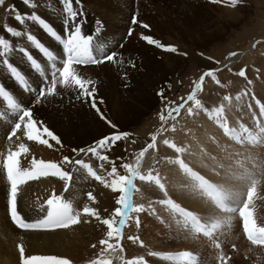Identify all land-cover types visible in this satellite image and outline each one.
Returning <instances> with one entry per match:
<instances>
[{
    "label": "bare ground",
    "instance_id": "6f19581e",
    "mask_svg": "<svg viewBox=\"0 0 264 264\" xmlns=\"http://www.w3.org/2000/svg\"><path fill=\"white\" fill-rule=\"evenodd\" d=\"M106 3L108 2L106 1ZM110 4L112 6L115 5L113 2ZM102 13L104 16H107V20L112 19L111 15L113 13L109 14L108 11ZM67 17L62 15L57 16V24L53 28L63 30L62 26L65 25L64 22L71 21V17ZM76 19L82 23L83 34L93 36L92 51L94 56L99 58L113 51L116 53L115 41L114 39H109L111 35L106 33L101 35V37L94 36L87 18L83 16L79 17L78 14ZM83 22L87 23V26ZM67 33L63 35L65 37L62 40L67 39ZM47 45H49V50L54 54V59L47 58L48 62L44 61L45 59L42 58V54L38 50L33 49L37 57L36 60L41 64L39 70H36L30 62H26L21 53L14 56L11 55L12 62L19 68L17 70L24 77L27 88L25 90L18 85L17 80L11 72L5 67H0L1 88L5 91L8 90V94L12 100L21 107L32 108L33 118L38 122L43 121L44 125L58 136L61 141L60 144H57L55 141L49 140L51 146L41 144L38 141H29L23 134V122L21 129L17 131L15 136L9 139L12 128L18 122L19 114L21 113L9 106L7 97L0 95V264H21L19 246L23 247L25 258L29 256H56L67 260L69 264H100L101 261H108L109 264H128L129 261L132 264H213L212 259L207 254L214 252L215 244L205 243L203 238H206V236L204 234L196 233L192 225L183 226L181 232L177 225H173L171 230L172 232H176V234L179 233V237H181L179 238L176 234L174 235L168 230H163V226H158V218L149 216L157 212L158 209L160 210L158 211L159 213H165L163 208H159V202L161 196L164 193L166 194V190L161 191L151 183L137 186V190H139L138 192L142 197V202H144L142 205L145 211L141 213H129L121 240L111 242L114 245L113 249H108L107 245L102 246L100 244L102 239L108 240L106 226L95 218L85 215L81 216L79 224L70 225L68 228L25 230L13 224L7 202L10 185L7 182L3 163L11 151L18 150V146L21 143L25 144L28 151L27 153H22L17 158L20 168L34 170L31 162L35 159L36 161L54 162L60 165L64 171L71 174V180L68 182L67 189L65 188L64 180L52 176L40 177L18 186L17 211L24 217L26 222H36L46 216V201L53 194L62 196L64 200L71 202L77 211L82 210L86 204L94 207L99 211L101 218H110L116 206V193L90 176L88 170L83 167V164L76 165L74 161L81 160L88 164L97 175L103 177L109 184L114 179V177L108 175L109 169L107 168L106 160L101 159V157L106 156L105 146L100 148L97 142L106 137L108 132L106 126V97L108 95L110 98L112 94L118 95L117 83L114 81L122 79L120 75L125 74V76L132 77L134 73L129 72L126 74L129 70L126 64L120 60L117 53L114 61H105L106 81L111 84L113 83V85L110 88L108 86L107 88L100 86L95 92V98L98 101L97 107L103 113L105 119H102L90 107V99L86 102L76 99L80 95L78 88H62L57 85L54 95L49 96L46 100H42V103L36 104L37 90L41 86H44L45 89L51 86L54 77L57 80L59 79V72L51 77L49 75L50 71L58 67L62 68L63 60L66 59V54L60 42L51 38V40L48 39ZM245 53V50L234 53L223 63L215 67L214 70L224 65L236 63ZM6 56L9 57V55ZM256 59L259 60L258 58ZM85 66L87 65H75V68L82 74L86 71ZM51 67H53L52 70ZM92 68L89 70L94 71ZM125 70L127 71L125 72ZM115 73L119 76L118 79H115ZM47 78L50 80L48 85H46L45 81ZM208 79L210 78L205 76L202 82L200 78L196 81V83H201V89L197 91L196 98L202 100V111L206 108L209 114L203 116L199 109H194L191 115H186L180 121V124L189 130L188 132H184V138L181 140L183 151L179 153L162 141L167 126L171 125L176 114L180 113L179 110L178 113L172 112L171 116H169V110L178 106L176 105L168 108L164 115L165 119L156 128V132L154 131L153 136L156 138L155 145L144 153V156L140 160L139 171L144 172L156 162L161 161L160 147L164 150V156L171 155L172 158H178L179 154L181 156L185 154L187 158L185 165L189 169L202 165L205 170L202 171V177H199L204 182L203 186L205 190L214 194L217 191H226L228 193L227 196H235L231 199L225 196L223 200V203L231 205V210H222L219 207L220 204H217L211 196L205 195L198 188L195 190L197 194L195 198L191 195L178 194L177 185L168 184L170 194L168 199L177 202L185 211L192 212L201 222L211 227L213 224L221 222L220 226L223 229L229 227V230L225 231L228 232V235H231V224H235L234 228L237 233L232 237L230 236L232 245L237 246V244H242L248 246V250H250V247L254 248L256 246L247 241L241 231L243 219L240 216L239 209L247 203L248 212L251 213L250 228L252 227V223L257 227L264 228V162L261 163L264 159V131H261V129L264 127L256 125L250 119V108L245 103V99L247 98L230 94V100L233 98L234 101L225 100V97L217 95L216 89L205 87L204 84ZM91 89L89 88V90ZM101 100L103 102L99 103ZM124 106L125 104H122L121 101L117 104L113 103L114 116L118 118L117 121H122V119H119L122 113L121 109ZM218 108L222 109L219 116L215 112V109ZM222 123L227 124L228 128L233 132L232 135L225 133L223 127H221ZM238 123L241 124L237 125ZM37 127L40 132L43 131V128L39 124ZM42 138L47 139L46 134ZM150 143H153V140ZM94 146L97 147V155H93L87 151V149ZM217 146H219L218 149L216 148ZM221 147L222 152L226 153L227 158L224 155L222 157L220 154L218 156L215 154L217 151L222 153L220 151ZM74 149L76 151H73ZM81 149L85 151H79ZM142 150L135 154L131 162L132 165L136 164V158ZM235 156L246 160L245 162L252 163L256 167V172L250 170L248 173L247 167H240L242 163ZM65 157H68L73 163H65ZM229 159L233 162V168L235 169L228 167L221 172L222 169H219V167H225L226 165H223L225 164L224 160ZM169 162L168 158L162 160L159 167L160 170L166 173L167 176H172L173 174L177 176L175 172L179 174L178 168ZM216 163L218 164L217 167ZM212 165L216 168H213ZM249 167L252 168V165ZM212 177H215L216 185L207 184ZM134 189H136V186ZM248 190H252L250 197H253L251 201H249L250 197L248 196L250 192ZM89 192L95 197V202L88 199L87 194ZM244 197L248 199L246 198V201L242 205L241 200ZM149 198L153 199L149 201ZM133 201L132 199V203ZM257 201L261 202L262 205L261 210L255 213L257 211L255 210ZM166 210L173 212L168 205L166 206ZM234 213L239 214L236 215ZM135 214L136 216H134ZM118 218L116 217L117 220ZM137 220H139V225L136 229ZM180 220L183 222L184 219L180 217ZM135 229V233L132 234L131 231ZM213 229L212 233H215L217 227ZM232 239L234 240L232 241ZM145 248L150 249L146 251ZM181 248H188L192 253L186 251L183 254L180 251ZM196 252L200 253V257H196L195 261H193L191 258L194 256L193 253ZM257 253H259L258 256L264 263V252L257 251Z\"/></svg>",
    "mask_w": 264,
    "mask_h": 264
},
{
    "label": "rangeland",
    "instance_id": "374dc122",
    "mask_svg": "<svg viewBox=\"0 0 264 264\" xmlns=\"http://www.w3.org/2000/svg\"><path fill=\"white\" fill-rule=\"evenodd\" d=\"M106 1L30 0L31 6H28L24 3V0H5L3 6H0V38L8 41L9 49L6 51L3 46H0V67H5L11 72L8 65L3 63L4 60L9 59V63L16 69H19L11 60V55L14 56L19 53L24 56L26 62L30 63L31 61L28 59V56L31 55L41 67L40 62L36 60L37 57L33 49L38 50L37 44L49 49V45H47L48 39H56L43 27L40 19H43L63 39L65 37L63 35L67 33L65 25L62 26L63 30H60V28L56 30L53 26L57 24V16L70 17L69 9L78 14L83 13V17L88 19V24L92 27L91 30L94 36L101 37V35L106 33L111 35L109 39H114L116 53L129 70L126 74L131 72L134 75L132 77L125 76V74L120 75L123 80H119V76L115 73V79H118V81L114 82L117 83L116 88H118L119 96L112 94L109 98L106 94V126L108 129L106 137L116 133L128 134L125 138L116 142L114 147L111 141L106 142L105 155L108 158L106 164L109 172L115 166L117 175H128V170L123 165L131 164L135 154L144 149L152 141L154 131L162 122L161 116L164 117L168 108L180 104H184V107L180 109V113L176 114L171 125L167 126L162 141L163 143L164 141H168L170 144H174L177 148L182 149L181 140L184 138V132H188L189 130L185 126H182L180 121L186 115L192 114L189 113V108L195 109L194 102L187 101L186 98L193 90L198 78L209 70L213 71L215 79L212 76H208L210 79L205 82V87L216 89L217 95L221 97L228 96L229 98L230 94H235L238 97L244 96L247 98L245 99V103L250 108V119L256 125L264 127V0H239L235 5L232 4L231 0ZM112 2L115 5L112 6L110 4ZM13 5L15 9L9 11ZM104 11H108L109 14L113 13L111 15L112 19L107 20V16H104L102 13ZM18 13L28 14L25 16L23 23L17 22L14 19ZM32 14H35L39 19L32 20L30 18ZM131 16L132 18L135 16L138 22L134 24ZM79 17L82 16L79 15ZM140 17L143 18L142 21ZM97 21L100 23L97 24ZM83 24L87 26V23L83 22ZM5 25L12 27L14 30H19L21 35L16 37L6 32ZM142 25H148V27L145 28ZM97 28L100 29L99 32L96 31ZM130 29L132 30V34L129 36ZM28 35H32L35 42L29 41L27 39ZM146 38H151L157 41L158 44L149 43ZM121 45L123 46L121 47ZM168 46L174 47L176 51H171ZM244 50L246 52L245 55L236 63L224 65L214 70L215 67L223 63L231 55ZM6 55H9V57ZM42 58L48 62V57L44 54H42ZM85 67L86 71L82 74L78 69L76 72L82 79L91 81L88 88L99 89L100 86L106 88L108 86L110 88L113 85V83L111 84L106 81L105 62L87 64ZM90 68L94 71H90ZM59 69L58 67L50 71L49 75L53 77L55 73L59 72ZM242 70L245 73L244 76L240 75ZM48 80V78L45 79L46 85L50 82ZM161 90H163V97L157 95ZM227 100H230V98ZM119 101L125 104L121 109L122 113L119 119H122V121H117L118 118L114 116L113 111V103L117 104ZM200 101L202 102V100ZM233 101L232 98L230 102ZM127 106L129 107L127 108ZM199 110L203 116L209 114L206 108L203 111L201 108ZM109 121L115 127H112L108 123ZM240 124L238 123L237 125ZM216 148L218 149L219 146ZM159 149L163 159L160 156L161 161L156 162L144 172H140V174L147 175L150 172L152 175L160 177L161 183L164 184V189L166 190V194L164 193L161 196V200L168 199L170 196L168 184L177 185L178 194L191 195L196 198L197 194L195 190L197 189L196 184L198 181L177 162L179 160L183 161L185 165L187 160L185 154L182 156L179 154L178 158H172L171 155L164 156V150L161 147ZM220 151L222 152V147ZM215 154L226 157V153L223 152L217 151ZM166 158L170 160L169 163L178 168L179 174L175 172L177 176H174V174L167 176L166 173L160 170L159 167L162 160ZM237 159L242 163L240 167H247L248 173L250 170L256 172V167L252 163L245 162L246 160H242L240 157H237ZM224 162L225 164L223 165L226 166L223 168L219 167V169H222L221 172L228 167L235 169L233 168L231 159L224 160ZM263 162L264 159L261 163ZM250 165H252V168L249 167ZM217 166L218 164L216 163ZM212 167L216 168L213 165ZM203 168L202 165H198L197 168L190 170L197 177H202V171L205 170ZM187 169L189 168L187 167ZM112 177L115 178V176ZM134 183L136 186L135 198L133 197L134 206H141L144 202H142V197L138 192L139 190H137V186L148 183H151L155 187L157 185L154 182L142 181L138 177L134 179ZM207 184L216 185L215 177H212ZM157 187L159 188V186ZM251 191H249L248 197L251 196ZM115 193L116 201L120 194L119 192ZM223 193L225 196L228 194L226 191H223ZM227 197L231 199L235 196ZM246 198L244 197L241 200L242 205L246 201ZM152 199L149 198V201ZM172 202L177 204L175 201ZM256 203L255 210L257 211L255 213L261 210L262 205L259 201ZM166 206L160 203L159 208H163L165 213H159L158 211L160 210L158 209L157 212L149 216L158 218L157 225L163 226V230L172 232V226L177 225L181 232L184 223L180 220V214L178 212H168ZM116 207H118L117 203L114 209ZM234 214L238 215L239 213ZM216 224L219 227H217L215 233L213 232L206 236V238H203L205 243L215 244L214 252L207 254L212 259L213 264H264L258 256L259 253H257V251L264 252V244H255L256 247H250V250H248V246L242 244H237V246L232 245L230 236L232 237L237 233L234 228L235 224H231L230 226L231 235L225 232L229 230V227L226 230L220 226L221 222H217ZM135 226L137 229L138 225ZM136 229L131 231L132 234L135 233ZM172 233L176 234V232ZM176 235L179 237V233ZM108 241L109 243L115 242L116 237L108 238ZM249 242L252 243L251 241ZM149 249L145 248L146 251ZM180 251L184 254L186 251L190 252V249L181 248ZM193 254L195 257H200V253L198 252Z\"/></svg>",
    "mask_w": 264,
    "mask_h": 264
},
{
    "label": "snow or ice",
    "instance_id": "6c2138e0",
    "mask_svg": "<svg viewBox=\"0 0 264 264\" xmlns=\"http://www.w3.org/2000/svg\"><path fill=\"white\" fill-rule=\"evenodd\" d=\"M5 0H0V6H3ZM79 2V0H77ZM232 4L235 5L239 2V0H231ZM24 3L28 6H31L30 0H24ZM15 9V6L13 5L9 11H12ZM71 21H65V31L68 32L67 39L62 40L61 37L47 24L43 21V19H40V23L43 25L44 28L47 29L51 35L62 44L64 53L66 54V59L63 60V66L59 69V79L57 80L55 77L53 78L51 82V86L47 87L45 89L44 86H41L36 93V104L42 103V100H46L49 96H52L56 93L57 85H59L62 88H78L80 90V95L76 97L77 100H81L83 102H86L87 100H91L90 107L95 110L97 114L100 115L102 119H105L103 116V113L100 111V109L97 107L98 101L95 98V92L96 89L92 88L89 90L88 85L91 83V81H86L82 79L76 72L75 65H87V64H99L103 63L105 61H114L116 57V53L110 52L105 56H102L100 58H97L93 55L92 51V35H84L82 32V23L76 19L78 13L71 11V9L68 10ZM18 12V10H17ZM28 14H17L15 15L14 19L17 22L23 23L25 20V16ZM80 16H83V13H79ZM32 20L39 19L35 14H32L30 17ZM133 23H137V19L135 16L132 18ZM100 22L97 21V24ZM143 27H148V25H142ZM70 27V31H69ZM5 31L19 37L21 35V32L19 30H14L12 27L5 25ZM97 32L100 31L99 28L96 30ZM132 34V30H129V36ZM27 39L29 41H33L34 37L32 35H28ZM148 39L149 43H155L158 44L157 41L152 40L151 38ZM0 46H3V48L7 51L9 49V43L6 39L0 38ZM123 45H121L122 47ZM37 47L40 49V51L49 59H54V54L47 49L46 47L41 46L40 44H37ZM163 47V46H161ZM169 49L173 52L176 51L174 47L168 46ZM28 59L31 61L32 66L36 69H40V65L32 58L31 55L28 56ZM4 64H7L8 67L11 69V74L14 76V78L23 85L24 83V77L22 74L14 67L12 66L8 60L3 61ZM244 71L242 70L240 72L241 76H244ZM205 76H212L213 79H215L213 71L209 70L204 73L200 77V81L202 82L204 80ZM201 89V83L197 82L195 83V87L191 94L187 96V101L194 102V108L200 109L202 107L201 101L196 98V93ZM0 95H3L4 97L8 98L9 106L12 109L18 110L21 114H19L18 122L15 123L14 127L12 128V131L9 135V139H11L12 136H15L17 131L21 129L22 122H23V134L29 141H38L41 144H49V140L55 141L57 144H60L61 141L58 136H56L52 131L49 130V128L44 125L43 121H36L33 118V111L32 108H23L20 105H18L15 101L12 100L11 96H9L8 92L5 91L3 88H0ZM157 95L163 97V90L157 93ZM225 100L229 99L228 97L224 98ZM103 101H99V103H102ZM184 107V104H180L176 106L175 108H172L169 110V116H171L172 112H179L181 108ZM189 113L193 112V108L188 109ZM216 114L219 116L222 112V109H215ZM161 119H165L163 116H161ZM111 125V122H108ZM40 125L43 128V131L40 132L38 130L37 125ZM112 127H115V125H111ZM221 127H223L226 134L232 135L233 132L228 128L226 123H222ZM261 131H264V128L261 129ZM46 134L47 139L42 138ZM128 134L125 133H116L111 134L109 137H104L100 141L97 142V145L100 148H103L106 144V142L111 141L112 146L114 147L116 142L120 141L121 139L125 138ZM155 136L152 137L153 143H150L147 145V147L142 150L139 154V156L136 158V164H124L123 167L128 170V175H117L116 167L113 166L111 171L108 173L109 176H115L114 179H112L111 183L109 184L105 179L99 175L96 174L95 171L86 163H84L81 160H75L74 163L76 165L83 164V167L88 170V174L95 178L100 183L104 184L105 187L111 188L113 192H119V196L116 200V203L118 207H116L113 211V214L110 218H101L99 211L94 208L90 207L87 204L82 208V210L77 211L74 209L71 202L66 201L63 199L62 196H57L53 194L49 199L46 201V216H44L43 219L37 220L36 222H26L24 217L18 213L17 211V195H18V186L21 184L26 183L30 180H35L40 177H58L61 180L65 181V188L68 187V182L71 180V174L69 172L64 171L60 165L54 163V162H45L43 160L36 161L35 159L32 160V165L34 170L30 169H22L18 166V157L22 153H27L28 149L25 146V144L21 143L18 146L17 151H11L7 157L4 160L3 167L6 172L7 176V182L10 185V188L8 190V209L9 214L11 216V219L13 223H15L19 228L25 229V230H32V229H59V228H68L70 225H77L81 222V216L85 215L87 217L95 218L98 220L101 224L106 226L107 228V237L112 238L113 236L119 238L121 235V229L125 225V221L128 218L129 212H135V213H141L145 211V208L143 205L134 207L131 203V192L135 188V185L133 183L135 178H139L142 181H150L154 182L161 191L164 190V184L161 183L160 177L158 175L154 176L150 172L147 175H141L139 171L140 166V160L144 156V153L147 151V149L153 148L155 145ZM165 144H168L169 147L175 148L177 152L183 151L181 148H177L174 144H170L168 141H164ZM73 151H76L75 149ZM81 152H84V149L79 150ZM88 152H91L93 155H97V147H91L87 149ZM103 160H107L108 158L101 157ZM65 163H73L68 157L64 158ZM182 168H184L189 174L196 180L198 183L196 184V187L205 193V195L211 196L217 204H220L222 206L223 200L225 199V195L223 192H216L214 194L213 192L206 191L203 184L204 182L201 181V178L197 177L194 172H191L190 169H187V166L184 165L183 161H177ZM214 188V186H213ZM88 199L90 201L95 202V197L92 195L91 192L88 194ZM253 197V196H252ZM252 197H250L249 201H251ZM159 203L168 205L173 212L180 213L184 220V226L187 227L189 223H191L192 228L196 233H203L205 236L210 235V232H207L204 230V225L201 223V221L198 219V217L193 214L190 211H185L183 208H181L178 204L173 203L170 199L161 200ZM43 211V209H41ZM154 212V210H152ZM240 216L243 219L244 223V231L248 237V239L253 244H264V228L257 227L254 223H252V227L249 228L250 224V216L251 213L248 212V204H244V207L239 209ZM116 217H119L117 220ZM137 225H139V220H137ZM213 228L219 227L218 224H213ZM131 239V237H130ZM100 244L107 245L108 249H113L114 245L108 242L107 239H102L100 241ZM20 247L21 252V264H69V262L65 259L58 258L56 256H29L24 257L23 252L24 249L22 246ZM196 257L192 256V260L195 261ZM100 264H109L108 261H101ZM128 264H132L131 261L128 262Z\"/></svg>",
    "mask_w": 264,
    "mask_h": 264
}]
</instances>
